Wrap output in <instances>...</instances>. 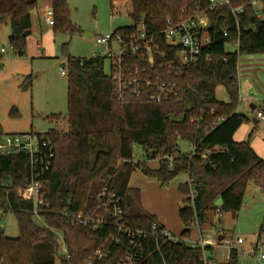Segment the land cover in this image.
<instances>
[{
    "label": "trees",
    "instance_id": "1",
    "mask_svg": "<svg viewBox=\"0 0 264 264\" xmlns=\"http://www.w3.org/2000/svg\"><path fill=\"white\" fill-rule=\"evenodd\" d=\"M118 1L107 0L110 12ZM128 1L134 25L113 31L126 34L142 22L151 33L159 35L166 18L179 17L182 9L201 10L208 18L206 34L211 44L196 63L169 76L178 86V97L162 103L137 97L119 102L104 72V58L67 57L66 129L46 133L53 141L54 158L43 176L50 204L41 216L43 226L32 220V202L25 192L27 157L0 155V212H12L19 230L17 238L0 230V264H55L56 258L61 264H86L108 236L116 234V227L106 225L92 230L71 225L62 214L97 209L96 196L104 187L120 198L122 220L129 228L148 230L155 223L163 229L142 207L140 190L128 186L136 168L161 184L179 174L187 175V180L177 186V191L186 196L178 208L183 230L176 241L161 235L148 236L143 242L144 264H205L206 248L191 247L185 241L190 236V225L196 221L202 230L210 209L216 214L236 215L249 183L264 189V159L250 145L253 129L244 140L233 139L235 131L248 120L236 112L238 59L241 55L264 54V20L256 17L248 0H230L228 6L216 9H208V0ZM260 2L264 4V0ZM239 5H244V11L234 16L231 8ZM35 6L36 0H0V25L9 24L8 45L16 56L25 55L30 11ZM51 9L54 32H80L69 18L66 0H51ZM157 41L161 49H167L160 39ZM228 44L236 45L235 51H226ZM1 61L2 57L0 66ZM164 77H168L166 73ZM219 85L224 87L228 101L216 98L215 88ZM181 143L191 150H185ZM135 146L148 158H158V167L151 169L145 161H135ZM166 156L173 158L170 166ZM190 190L195 194L192 199L188 196ZM218 198L222 199L220 206L215 205ZM55 233H60L62 245ZM118 238L111 255L92 264H118L128 237L120 232ZM217 264H239L237 249L231 248L228 259Z\"/></svg>",
    "mask_w": 264,
    "mask_h": 264
},
{
    "label": "rangeland",
    "instance_id": "2",
    "mask_svg": "<svg viewBox=\"0 0 264 264\" xmlns=\"http://www.w3.org/2000/svg\"><path fill=\"white\" fill-rule=\"evenodd\" d=\"M69 18L79 27L80 32L68 33L53 31L42 39V49H37L35 36H31L24 56H16L8 45V39L0 34V48L6 49L0 66V127L6 133H23L34 131L47 133L56 129H66L67 113V75H62L60 67H66L67 57L89 58L99 50L95 43V35L105 34L115 28L131 26L134 22L130 16L131 5L128 0L116 2L113 13L107 0H71L68 3ZM8 27L9 24H7ZM5 24L1 27L4 28ZM46 29V28H45ZM93 34L86 37V33ZM236 45H226V51H235ZM39 54V55H38ZM254 55V54H253ZM261 55V54H255ZM246 56L242 55L241 57ZM65 72L67 69L65 68ZM104 72L108 75V61L104 62ZM25 84V85H24ZM215 96L222 101H228V95L223 86L215 88ZM52 115L61 117L53 120ZM182 146L186 144L181 143ZM134 159L145 161L151 169L157 168L159 159L148 158V155L138 146L133 148ZM186 180L185 174H179L167 184H161L154 178L144 175L140 169H135L129 178L131 186H137L145 203L150 204L157 212L164 215L173 230L183 225L178 216V208L183 206V196L177 191L180 182ZM183 198V199H182ZM176 210L174 211V209ZM207 221L201 232L203 239L213 242V249H205V262L214 264L223 260L230 246L236 243V248L242 250L238 261L249 254L256 239L255 229L264 222V189L249 183L243 197V203L236 215L230 212L216 214L213 209L206 212ZM38 226H43V219L32 216ZM0 230L10 238L19 234L16 217L12 212L1 214ZM177 232L176 234H178ZM56 239L62 245L60 233H55ZM200 230L194 221L190 225V236L187 241H198ZM222 237L219 239V237ZM237 241L239 243H237ZM188 243V242H187ZM63 253V251H62ZM64 254V253H63ZM245 254V255H244ZM239 261V264H241ZM55 264H61L58 258Z\"/></svg>",
    "mask_w": 264,
    "mask_h": 264
},
{
    "label": "built area",
    "instance_id": "3",
    "mask_svg": "<svg viewBox=\"0 0 264 264\" xmlns=\"http://www.w3.org/2000/svg\"><path fill=\"white\" fill-rule=\"evenodd\" d=\"M229 2L230 0H208V9L228 6ZM247 4L253 8L257 18L264 20V4L260 0H248ZM243 11L244 5L231 8L234 16ZM44 20L48 25H53L52 9L45 11ZM208 27L209 22L205 11L189 12L182 9L179 17L166 18L159 35L151 33L142 22L136 24L134 31L126 34L111 31L95 35V43L99 46V50L93 52L91 57H101L108 61V77L117 101L125 102L128 97H137L151 103H162L178 97V86L169 76L180 73L183 68L196 63L203 49L211 44V39L206 34ZM158 39L167 45V49H161ZM6 52V49L1 47L0 58ZM65 68L60 67L62 75H67ZM165 73L168 76L166 78ZM255 115L264 120V111H257ZM17 154L25 155L28 159L29 175L25 192L32 202L31 213L41 217L50 209L43 176L53 162V141L46 133L34 131L1 133L0 155ZM165 158L170 166L173 158L170 156ZM194 195V192L190 190L188 196L192 199ZM96 201L97 209L88 210L85 213L64 212L62 214L69 219L71 225L86 226L92 230L106 225H109V228L116 227V234L111 233L106 241L93 252L86 264L107 259L111 255L112 248L119 243L120 232L127 235L128 244L118 264H144L143 242L148 236L156 238L161 235L169 241L178 240V236L170 234L165 228L158 229L155 223H152L148 230L135 231L129 228L122 220L123 209L120 198L107 187L97 194ZM217 214L220 215L219 212ZM257 235L247 255H253L256 257L255 260L264 264V222L258 228ZM185 241L191 247L201 249L213 245V242L206 239L198 241L186 239ZM231 248H236V243L232 244ZM62 251L66 252L65 248H62ZM242 253V250L238 251L239 256Z\"/></svg>",
    "mask_w": 264,
    "mask_h": 264
},
{
    "label": "crops",
    "instance_id": "4",
    "mask_svg": "<svg viewBox=\"0 0 264 264\" xmlns=\"http://www.w3.org/2000/svg\"><path fill=\"white\" fill-rule=\"evenodd\" d=\"M79 1L82 2V0ZM66 2L68 6V3H70L71 0H66ZM47 9H51V0H36V6L30 11V30L26 38V49L28 47L29 40L32 35L36 37L35 43L37 49H42L43 37L51 34L52 29L50 28V25H48L44 20V13ZM0 34L3 35V38L8 39V36L10 34V27H8V25L5 24L4 28H2L0 25ZM92 35L93 34L87 32L85 36L90 37ZM241 56L238 59V67H237V86H238L239 99L236 107V112L246 116L248 120L247 122L241 124L239 128L235 131V133L233 134V139L237 142H240L245 138H247L249 132L253 129L250 145L252 149L255 151V153L258 156H260L262 159H264V120L257 118L255 115L257 111L260 110L264 111V54L246 55L243 57ZM184 149L191 150V147L185 146ZM186 180H187V175H186ZM128 186L133 188H138L137 186H131L129 182H128ZM183 196L185 195H182V197ZM140 202L142 207L148 213L156 217L157 221L165 228L166 231H168L170 234L176 237L179 236L181 231L180 227H178V229L176 230H173L176 232H172L171 230L173 229V227L165 218V216L157 212L150 204L145 203L143 194L141 196V191H140ZM175 210L176 208L174 209V211ZM177 232L179 233L176 234ZM254 232L258 233V227L255 229ZM199 239H203L201 230H200ZM207 248L213 249L212 247H206V249ZM237 249L238 251H241L239 248ZM228 254L229 252L225 254L223 260H220L219 262L216 261L214 262V264L225 262L228 259ZM239 261H241V258L239 259ZM240 263L262 264L261 262L255 260V258L253 257H247V258L245 257L244 259H242ZM205 264H209V262L206 261Z\"/></svg>",
    "mask_w": 264,
    "mask_h": 264
},
{
    "label": "water",
    "instance_id": "5",
    "mask_svg": "<svg viewBox=\"0 0 264 264\" xmlns=\"http://www.w3.org/2000/svg\"><path fill=\"white\" fill-rule=\"evenodd\" d=\"M29 33V30L26 31V34ZM222 204V199L221 198H218L216 201H215V205L216 206H220ZM222 237L220 236L219 239H221Z\"/></svg>",
    "mask_w": 264,
    "mask_h": 264
}]
</instances>
